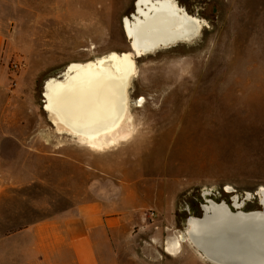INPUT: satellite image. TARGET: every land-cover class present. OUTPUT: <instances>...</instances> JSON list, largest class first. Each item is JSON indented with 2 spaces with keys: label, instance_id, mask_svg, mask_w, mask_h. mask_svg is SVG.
Wrapping results in <instances>:
<instances>
[{
  "label": "rangeland",
  "instance_id": "374dc122",
  "mask_svg": "<svg viewBox=\"0 0 264 264\" xmlns=\"http://www.w3.org/2000/svg\"><path fill=\"white\" fill-rule=\"evenodd\" d=\"M177 1L201 37L135 58L132 135L101 152L58 133L45 83L131 51L137 0H0V264H38L27 227L79 202L125 218L104 264H212L189 241L167 246L211 201L264 209V0Z\"/></svg>",
  "mask_w": 264,
  "mask_h": 264
},
{
  "label": "bare ground",
  "instance_id": "6f19581e",
  "mask_svg": "<svg viewBox=\"0 0 264 264\" xmlns=\"http://www.w3.org/2000/svg\"><path fill=\"white\" fill-rule=\"evenodd\" d=\"M135 7L123 20L131 51L72 63L45 83V109L58 133L92 150L102 152L132 135L129 91L137 76L135 58L195 43L205 26L177 0H137ZM257 194L264 208V189ZM240 203L234 200L236 211L226 202L207 203L203 216L191 217L167 250L174 253L189 241L212 264H264V209L245 212Z\"/></svg>",
  "mask_w": 264,
  "mask_h": 264
},
{
  "label": "crops",
  "instance_id": "0c3cea01",
  "mask_svg": "<svg viewBox=\"0 0 264 264\" xmlns=\"http://www.w3.org/2000/svg\"><path fill=\"white\" fill-rule=\"evenodd\" d=\"M5 38L0 32V84ZM125 222L99 200L79 202L53 219L28 226L38 238V264H104L102 250ZM26 229V228H25Z\"/></svg>",
  "mask_w": 264,
  "mask_h": 264
},
{
  "label": "water",
  "instance_id": "95a60500",
  "mask_svg": "<svg viewBox=\"0 0 264 264\" xmlns=\"http://www.w3.org/2000/svg\"><path fill=\"white\" fill-rule=\"evenodd\" d=\"M139 58V57H138ZM207 206V205H206ZM184 240H185V238H184Z\"/></svg>",
  "mask_w": 264,
  "mask_h": 264
}]
</instances>
